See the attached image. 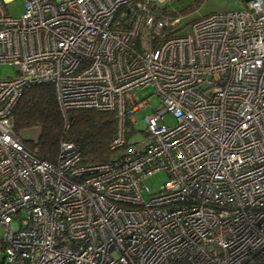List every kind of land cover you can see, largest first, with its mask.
<instances>
[{"label":"built area","instance_id":"2783aa9c","mask_svg":"<svg viewBox=\"0 0 264 264\" xmlns=\"http://www.w3.org/2000/svg\"><path fill=\"white\" fill-rule=\"evenodd\" d=\"M0 0V264H264V0L167 34L169 0ZM113 111L109 160L61 141L56 160L13 130L25 87ZM152 86L145 140L124 147ZM169 113L173 124L164 121ZM166 174L157 191L144 179Z\"/></svg>","mask_w":264,"mask_h":264},{"label":"trees","instance_id":"16d2710c","mask_svg":"<svg viewBox=\"0 0 264 264\" xmlns=\"http://www.w3.org/2000/svg\"><path fill=\"white\" fill-rule=\"evenodd\" d=\"M162 15L172 21L180 14L172 11L166 4L161 8ZM174 26L165 27L167 34H183ZM191 23V22H190ZM64 118L55 101L51 84L43 83L25 87L12 110L13 130L19 135L22 129L38 127L39 134L35 140L22 139L24 146L35 154L37 158L54 162L61 141L75 143L81 152V160L95 163L109 160L114 151L110 148V141L115 128L113 111L95 110L93 108L71 109ZM130 124L125 135L124 147L130 142Z\"/></svg>","mask_w":264,"mask_h":264},{"label":"rangeland","instance_id":"374dc122","mask_svg":"<svg viewBox=\"0 0 264 264\" xmlns=\"http://www.w3.org/2000/svg\"><path fill=\"white\" fill-rule=\"evenodd\" d=\"M243 0H169L167 5L172 11L180 14L179 23L177 28L180 33H186L189 30V23L206 14L212 12H224L239 10L244 7ZM6 7L11 15L19 16L23 9L22 0H13L6 4ZM16 74V68L13 65L2 64L0 66L1 77H11ZM132 96L137 102L147 100L148 102L134 112V123L130 124V142H135L141 145L145 140L144 129L145 122L144 116L152 111L160 103V98L155 94L152 86H145L137 91L132 92ZM164 121L167 124H173L174 119L169 113L164 114ZM39 134L38 127L22 129L19 132V137L22 139L35 140ZM166 174L162 171L153 173L144 179V183L149 187L150 191H157L159 186L165 181ZM3 234V229L0 227V236Z\"/></svg>","mask_w":264,"mask_h":264},{"label":"water","instance_id":"95a60500","mask_svg":"<svg viewBox=\"0 0 264 264\" xmlns=\"http://www.w3.org/2000/svg\"><path fill=\"white\" fill-rule=\"evenodd\" d=\"M248 1H250V0H243L244 3H247Z\"/></svg>","mask_w":264,"mask_h":264}]
</instances>
